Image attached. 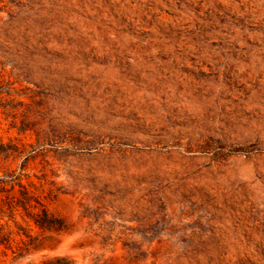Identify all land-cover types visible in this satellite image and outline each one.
<instances>
[{
    "label": "rangeland",
    "instance_id": "obj_1",
    "mask_svg": "<svg viewBox=\"0 0 264 264\" xmlns=\"http://www.w3.org/2000/svg\"><path fill=\"white\" fill-rule=\"evenodd\" d=\"M264 264V0H0V264Z\"/></svg>",
    "mask_w": 264,
    "mask_h": 264
},
{
    "label": "trees",
    "instance_id": "obj_2",
    "mask_svg": "<svg viewBox=\"0 0 264 264\" xmlns=\"http://www.w3.org/2000/svg\"><path fill=\"white\" fill-rule=\"evenodd\" d=\"M62 261H65V259L57 257L53 259H47L42 264H63ZM64 264H68V263H64Z\"/></svg>",
    "mask_w": 264,
    "mask_h": 264
}]
</instances>
